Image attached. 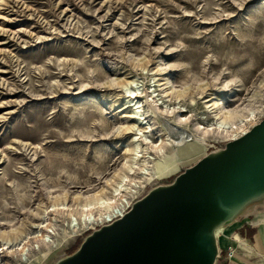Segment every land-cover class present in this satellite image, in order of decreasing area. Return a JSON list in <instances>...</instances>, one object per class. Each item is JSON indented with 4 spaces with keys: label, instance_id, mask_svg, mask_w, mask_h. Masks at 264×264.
<instances>
[{
    "label": "rangeland",
    "instance_id": "374dc122",
    "mask_svg": "<svg viewBox=\"0 0 264 264\" xmlns=\"http://www.w3.org/2000/svg\"><path fill=\"white\" fill-rule=\"evenodd\" d=\"M116 77L134 80L148 139H191L148 150L151 176H139L140 161L128 176L139 185L133 202L223 147L195 130L213 120L207 99L243 104L259 90L264 100V0H0V230L31 236L26 255L2 251L0 264H55L93 229L72 231L68 211L42 210L55 196L73 208L74 197L109 192L127 161L125 90L105 83ZM196 83L206 88L192 103L165 91ZM177 107L185 124L165 114ZM38 224L54 243L33 237L46 230Z\"/></svg>",
    "mask_w": 264,
    "mask_h": 264
},
{
    "label": "water",
    "instance_id": "95a60500",
    "mask_svg": "<svg viewBox=\"0 0 264 264\" xmlns=\"http://www.w3.org/2000/svg\"><path fill=\"white\" fill-rule=\"evenodd\" d=\"M264 206V116L166 184L150 188L119 218L83 238L55 264H216L218 230Z\"/></svg>",
    "mask_w": 264,
    "mask_h": 264
},
{
    "label": "bare ground",
    "instance_id": "6f19581e",
    "mask_svg": "<svg viewBox=\"0 0 264 264\" xmlns=\"http://www.w3.org/2000/svg\"><path fill=\"white\" fill-rule=\"evenodd\" d=\"M131 61L133 66L139 65L142 68L145 67V64H140L138 59H131ZM105 83L108 85L121 86V88H124L125 90L121 106L125 112V117L128 118L127 121L130 122L123 127V130L131 133L129 139L130 147L127 150V152L129 153H126L128 159L124 163L123 167L120 169V172L116 175L114 180L109 183V192H105L106 189H103L102 191L100 190V192L93 193L92 195L84 197H74L73 202L75 207L73 208L69 207L68 203L65 201V198L55 196L51 199L49 206L47 205L48 207H42L44 208L42 210V215L45 218L49 213L61 214L68 211V219L66 225L72 231L79 228L81 225L84 228H93L103 220L108 219L109 216L117 215L118 213L123 212L127 207H129V205L132 203L131 198L135 196L139 185H136V181L130 179L128 176L134 171V168L136 169L138 161H140V167L138 166L139 176L144 180L148 179L151 176L152 169L149 165V162L153 159V157L148 154V150H151L157 155H160L161 152H163L165 146L171 145L174 147H179L182 146L186 141L191 140L185 135V133L175 130V134H177L180 138L179 141H172L171 143L169 135H160L159 139H157L155 142H152L147 138L148 136L145 134L151 131V126L149 127L148 125H146L147 123L143 115L144 112L142 113V103L137 99L136 95L138 92L136 90H130L128 88L130 84L134 83V80H127L125 77H116L105 81ZM166 83L168 82H164L162 84ZM260 86L264 89V83H260L259 87ZM205 88V84L196 83V86L194 88L190 87L189 85H184L180 88L169 86L165 91L168 92V96H172L176 100L180 101L181 98L187 97L192 103L195 99L196 93L198 95L202 94ZM260 99L261 93L259 90L253 92L243 104L235 103L230 106L221 103V101H219L217 97H211L210 99L206 100V107L207 110L213 113V120L211 122H207L206 126H201L198 124L195 125V130L198 133L200 132L201 134H203L204 137L213 138L214 140L228 141L235 139L248 131L255 123L258 122L259 118L264 114V100L261 101ZM180 111H185V109H181V107H177L175 109L171 108L166 113H164L166 115L173 116L180 113ZM178 115H180V117L178 118V123L185 124L188 121L186 117L182 118L183 115ZM140 126H142V129L139 128ZM141 143L148 145L145 146L144 149H142L140 145ZM161 156L163 157V155ZM172 161H175V159L172 158ZM139 183L142 184L143 182L140 181ZM133 187L134 189H132ZM123 191H125L128 196H126ZM37 226V228L39 229L44 226L46 227V230L40 231L38 229L39 234L33 235V237H38L44 245H48L50 242H52L51 235H53L54 232L52 230H49L47 225L45 226L38 224ZM223 231V229L218 230L220 247L226 246L227 241L230 239V236L225 234ZM26 234L27 233L22 232V230L20 229L11 227L8 230H0V252L5 251L6 253L14 255L15 251H18V254L20 256L26 255L27 251L29 250V246H26V244L28 243L25 244L26 238L28 239L29 237H31ZM20 235H22V237ZM19 237L21 238L19 239V242H17L16 239ZM14 240L16 241V243L13 242ZM234 242L242 247H253V245L250 244L246 239H243V237L240 238L238 235H236V237L234 238ZM20 244L21 246H19Z\"/></svg>",
    "mask_w": 264,
    "mask_h": 264
},
{
    "label": "crops",
    "instance_id": "0c3cea01",
    "mask_svg": "<svg viewBox=\"0 0 264 264\" xmlns=\"http://www.w3.org/2000/svg\"><path fill=\"white\" fill-rule=\"evenodd\" d=\"M251 216V217H250ZM240 222V223H238ZM223 232L228 233L230 238H235L236 235L246 239L252 248L242 247L235 242L227 241L226 246H222L220 256V264H264V206L258 205L251 209L248 214L240 216L236 223L223 229ZM232 248L230 257L227 256L229 249ZM228 249V251H226ZM216 264L218 261L216 260Z\"/></svg>",
    "mask_w": 264,
    "mask_h": 264
},
{
    "label": "built area",
    "instance_id": "2783aa9c",
    "mask_svg": "<svg viewBox=\"0 0 264 264\" xmlns=\"http://www.w3.org/2000/svg\"><path fill=\"white\" fill-rule=\"evenodd\" d=\"M130 205H131V204H130ZM130 205H129V207H130ZM129 207H127L123 212L118 213L117 215H111V216H109L108 219L103 220L101 223H99L98 225H96L95 227H93V229H95V228H97V227H99V226H101V225H103V224L110 223V222H112L113 220H115V219L121 217V216H122V215H123L128 209H129ZM231 252H232V248L229 249V252H228V254H227L228 257H230V253H231ZM217 259H218V258H217Z\"/></svg>",
    "mask_w": 264,
    "mask_h": 264
}]
</instances>
